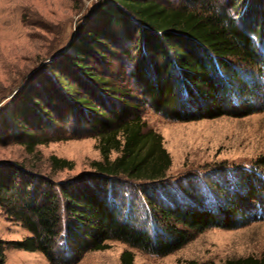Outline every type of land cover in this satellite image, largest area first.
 Here are the masks:
<instances>
[{"label":"trees","instance_id":"1","mask_svg":"<svg viewBox=\"0 0 264 264\" xmlns=\"http://www.w3.org/2000/svg\"><path fill=\"white\" fill-rule=\"evenodd\" d=\"M180 1L106 0L99 6V24L79 27L72 54L55 59L54 91H60L70 115H86L80 128L97 138L101 159L91 162L92 173L58 181L18 163L0 164V208L30 234L0 239V264L7 247L38 251L50 264H75L84 253L104 250L113 240L165 255L185 243L187 232L180 226L202 231L264 219V175L258 169L264 156L249 170H232L230 185L219 172L208 177L212 186L207 192L216 200L228 195L224 202L205 206L193 180L186 182L192 202L177 201L173 193L167 199L164 182L171 158L161 134L142 119L140 107L187 121L245 115L254 109L246 97L264 95V84L250 85L244 77L245 71L264 66L259 45L264 0ZM118 37L115 47L122 53L124 71L109 76L93 61L105 57L109 38L114 44ZM40 85L46 91L53 87L46 80ZM24 92V104L0 128L11 123L18 141L33 152L38 144L57 139L42 134L41 124L56 127L57 119L48 106L52 100L43 104L34 85ZM31 116L39 120L38 130ZM50 164L53 170L73 167L72 161L54 155ZM116 187L133 197L114 192ZM137 193L144 197L145 222L134 213ZM120 259L132 264L134 252L124 250ZM223 264H264V255L232 257Z\"/></svg>","mask_w":264,"mask_h":264},{"label":"rangeland","instance_id":"2","mask_svg":"<svg viewBox=\"0 0 264 264\" xmlns=\"http://www.w3.org/2000/svg\"><path fill=\"white\" fill-rule=\"evenodd\" d=\"M104 2L106 0H0V127L24 104L22 96L30 84L43 95V104L52 100L48 106L57 119L56 127L41 122L45 128L42 134H51L57 139L38 144L33 152L27 151L18 141L11 123L0 128V164L18 163L32 171L51 175L56 181L93 172L91 162L101 159L98 140L80 128L85 114L77 119L68 113L67 102L57 95L60 91H54L57 85L51 68L56 66L57 57L72 54L71 43L79 27L93 28L99 24V6ZM120 40L118 37L113 44L109 38L108 49H103L105 57L93 61L99 72L109 76L123 73L122 53L115 47ZM262 40L259 45L264 56V38ZM259 69L245 71V80L250 85L264 84V66ZM44 80L53 86L49 91L41 89L40 82ZM246 98L254 109L245 115L224 114L187 121L169 118L148 105L140 107L142 119L148 128L161 134L163 146L171 158L164 182L170 193L167 199L173 193L177 201L192 202L191 197H186L191 195L186 182L193 180L204 195L205 206H210L216 200L214 194L207 192L212 186L207 182L210 175L219 172L230 185L234 179L230 175L232 170H249L264 156V95L250 94ZM31 118L38 130L39 120L36 116ZM53 155L72 161L73 167L53 170L50 164ZM258 169L264 175V165H258ZM120 189L116 187L114 192H122L127 199L133 197L131 192ZM224 195L216 201L227 200L228 195L226 198ZM138 196L134 201V213L141 215L143 220L146 214L141 209L144 197ZM180 227L187 232L185 243L165 255L113 240L104 250L84 253L75 264H122L120 256L124 250L134 252L132 264H186L188 260L198 264H223L232 257L264 255V219H248L233 227L212 226L202 231ZM29 235L20 223L8 220L0 208V239L20 240ZM3 255V264H50L38 251L7 247Z\"/></svg>","mask_w":264,"mask_h":264}]
</instances>
